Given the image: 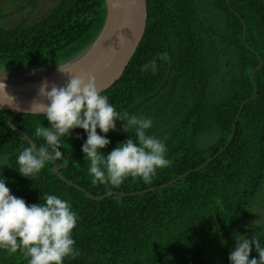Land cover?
Masks as SVG:
<instances>
[{
  "label": "trees",
  "instance_id": "trees-1",
  "mask_svg": "<svg viewBox=\"0 0 264 264\" xmlns=\"http://www.w3.org/2000/svg\"><path fill=\"white\" fill-rule=\"evenodd\" d=\"M146 1L144 36L124 73L102 94L118 112L153 120L148 134L165 143L171 166L159 169L150 184L129 178L120 188L93 185L82 152L87 134L75 129L61 140L60 151L70 159L61 175L94 196L157 189L91 200L53 172L65 158L23 177L17 158L31 145L8 125L13 113L0 109V179L29 205L52 194L78 216L73 238L79 255L64 264H206L205 253L239 218L252 208L264 217V0ZM105 17V0H0V71L69 62L96 40ZM165 52L168 61L158 59ZM154 59L155 74L141 70ZM12 123L35 146L45 143L35 135L37 126L50 127L42 114H19ZM232 134L217 159L163 186L214 158ZM106 138L105 155L136 139L120 121ZM253 236L264 246V224L247 237ZM0 264L28 261L0 249Z\"/></svg>",
  "mask_w": 264,
  "mask_h": 264
},
{
  "label": "clouds",
  "instance_id": "clouds-1",
  "mask_svg": "<svg viewBox=\"0 0 264 264\" xmlns=\"http://www.w3.org/2000/svg\"><path fill=\"white\" fill-rule=\"evenodd\" d=\"M158 59L168 61V53L158 54ZM149 69L156 73L155 59L141 68ZM60 71L63 72L61 68ZM39 94L47 102H34L31 111L45 116L50 127L37 126L35 135L45 143L25 147L18 155V172L23 177H34L46 164L61 159V140L70 137L75 129H83L87 134L82 152L90 162L93 185L120 188L129 178L150 184L159 169L171 166L165 143L148 134L153 120L118 112L94 77L68 75L63 86L52 84L50 90L45 81ZM117 121L122 122L125 133L134 130L136 139L126 140L105 155L101 150L110 145L106 137L117 130ZM42 198L43 203L29 205L11 193L6 179H0V249L10 256L22 254L28 264H64L66 258L79 255L73 238L78 216L68 201L52 194ZM234 239L236 246L229 255L231 264H264V246L257 236L249 239L236 234ZM253 246L256 258L252 257Z\"/></svg>",
  "mask_w": 264,
  "mask_h": 264
},
{
  "label": "water",
  "instance_id": "water-1",
  "mask_svg": "<svg viewBox=\"0 0 264 264\" xmlns=\"http://www.w3.org/2000/svg\"><path fill=\"white\" fill-rule=\"evenodd\" d=\"M106 17L101 32L96 40L80 55L69 62L50 68L22 71H2L0 73V109L11 111L13 114L8 119V125L22 136L31 146L34 141L22 130L13 125L12 121L19 114H40L31 111L34 102H47L40 96V88L47 81L49 90L52 84L63 86L68 75L81 77H94L97 86L102 92L111 87L126 70L132 56L141 42L147 25V1L146 0H105ZM239 16V15H238ZM240 17V16H239ZM263 65L260 59V68ZM63 72L60 71V68ZM253 80V74H252ZM257 94L255 87L252 98ZM244 105V103H243ZM236 123L234 124L235 129ZM221 150L214 158L209 159L203 165L197 167L185 175L163 185L167 186L178 182L191 172L197 171L217 159L229 146ZM64 166H55L53 172L67 184L83 192L89 199L100 201L110 195L135 196L156 188L130 194L108 192L105 195L94 196L81 186L69 181L61 175V170L70 165L68 155Z\"/></svg>",
  "mask_w": 264,
  "mask_h": 264
},
{
  "label": "rangeland",
  "instance_id": "rangeland-1",
  "mask_svg": "<svg viewBox=\"0 0 264 264\" xmlns=\"http://www.w3.org/2000/svg\"><path fill=\"white\" fill-rule=\"evenodd\" d=\"M47 4L49 3L42 4V9ZM0 73H2V71H0ZM4 161L5 158L0 156V166ZM252 209L249 210L245 216L239 218V220L227 231L226 235L215 242L205 253L203 261L205 260L207 262L206 264H226L229 261L230 252L236 246L234 236L236 234L251 236L259 231L261 225L264 224V217L260 216L256 208Z\"/></svg>",
  "mask_w": 264,
  "mask_h": 264
}]
</instances>
